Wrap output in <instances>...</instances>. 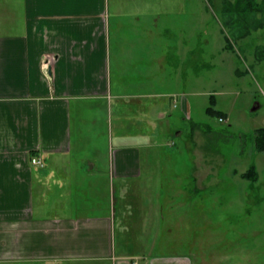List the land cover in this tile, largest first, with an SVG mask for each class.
Returning <instances> with one entry per match:
<instances>
[{"label": "crops", "instance_id": "crops-1", "mask_svg": "<svg viewBox=\"0 0 264 264\" xmlns=\"http://www.w3.org/2000/svg\"><path fill=\"white\" fill-rule=\"evenodd\" d=\"M163 3L0 0V264H177L142 247L172 170L161 149L182 131L175 99L188 118L184 91L143 86L168 57Z\"/></svg>", "mask_w": 264, "mask_h": 264}, {"label": "rangeland", "instance_id": "rangeland-1", "mask_svg": "<svg viewBox=\"0 0 264 264\" xmlns=\"http://www.w3.org/2000/svg\"><path fill=\"white\" fill-rule=\"evenodd\" d=\"M223 1L162 4L167 10L155 28L168 57L161 82L143 85L184 91L188 100V118L179 99L168 109L173 130L182 131L161 149L172 170L153 199L155 227L147 239L154 242L142 245L157 257L177 256V264H264V151L254 144L255 130L264 125V12L227 13ZM178 41L182 54L188 51L182 72L174 59ZM210 94L226 113L223 121L205 111ZM252 163L256 181L241 177ZM122 235L117 229L116 243L139 254L141 246L123 244Z\"/></svg>", "mask_w": 264, "mask_h": 264}, {"label": "trees", "instance_id": "trees-1", "mask_svg": "<svg viewBox=\"0 0 264 264\" xmlns=\"http://www.w3.org/2000/svg\"><path fill=\"white\" fill-rule=\"evenodd\" d=\"M241 8L243 10L251 11H263L264 12V0L260 3L256 0H234V1H223V10L225 12H230L233 9ZM257 27V26H256ZM227 48H230V44L226 43ZM207 115L216 116L218 118H226V113L215 107V96L213 94L209 95V105L205 109ZM255 149L257 151H264V125L255 130L254 138ZM241 177L246 178L250 181H256L258 178V173L256 171L255 164H250L247 170L241 173Z\"/></svg>", "mask_w": 264, "mask_h": 264}, {"label": "built area", "instance_id": "built-area-1", "mask_svg": "<svg viewBox=\"0 0 264 264\" xmlns=\"http://www.w3.org/2000/svg\"><path fill=\"white\" fill-rule=\"evenodd\" d=\"M219 121H223V118H219ZM30 160H31V163H32V164L42 166V163H41V161H40L38 158H36V157H31ZM132 264H139V261H138V260H134V261L132 262Z\"/></svg>", "mask_w": 264, "mask_h": 264}, {"label": "water", "instance_id": "water-1", "mask_svg": "<svg viewBox=\"0 0 264 264\" xmlns=\"http://www.w3.org/2000/svg\"><path fill=\"white\" fill-rule=\"evenodd\" d=\"M255 108H256V106H253V107H252V109H255Z\"/></svg>", "mask_w": 264, "mask_h": 264}]
</instances>
